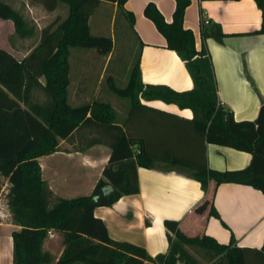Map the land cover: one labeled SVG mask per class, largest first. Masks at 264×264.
I'll use <instances>...</instances> for the list:
<instances>
[{
	"label": "trees",
	"instance_id": "trees-1",
	"mask_svg": "<svg viewBox=\"0 0 264 264\" xmlns=\"http://www.w3.org/2000/svg\"><path fill=\"white\" fill-rule=\"evenodd\" d=\"M102 1L117 3L133 30L135 15L125 9L128 0H32L48 10H55L62 2L68 14L56 27H45L39 43L23 59L0 47V192L7 179L10 217L21 227L12 232L13 264H203L192 250L205 256L210 264H264V242L255 249L237 246L234 236L230 243H220L208 234L189 235L180 229L178 221L170 219L165 220L168 250L152 257L142 246L111 238L104 221L95 216L97 207L113 206L121 197L140 192L138 167L153 168L157 160L178 166L190 164L176 152H152L144 137L132 133L130 123L111 100L93 98L77 105L70 102L71 49H95L105 57L114 50L110 35L91 30L90 17ZM255 1L263 13L257 32L264 33V0ZM175 2L170 22L154 2L145 6L144 13L165 36L167 47L185 62L194 87L177 91L163 84H146L140 65V42V52L128 77H117L122 73L115 67L107 78V89L114 97L130 102L132 109L143 106L141 98L190 108L193 118L183 120L192 124L204 144L230 146L252 154L251 163L240 169L210 168L205 151L201 163L191 164L192 176L205 192L214 184L212 197L197 206L196 212L208 210L209 216L220 218L215 195L221 184L250 185L264 193V102L256 119L240 121L220 104L209 49L205 44L198 49L193 30L185 26L191 0ZM0 18L12 20L22 38L36 33V26L6 0H0ZM225 35L216 26L203 32L204 37L218 39ZM62 140L81 149L97 143L112 149L103 176L91 194L61 198L43 179L39 157L61 150ZM52 230L63 238L64 249L58 259L44 249Z\"/></svg>",
	"mask_w": 264,
	"mask_h": 264
},
{
	"label": "crops",
	"instance_id": "crops-1",
	"mask_svg": "<svg viewBox=\"0 0 264 264\" xmlns=\"http://www.w3.org/2000/svg\"><path fill=\"white\" fill-rule=\"evenodd\" d=\"M149 2H154L169 22L176 7L175 0H128L125 4V9L135 15L133 31L142 45V79L146 84H163L177 91L191 90L194 81L185 62L175 50L167 47L165 36L144 13ZM111 6L114 12H120L117 3L102 1L95 13ZM94 14L90 17L91 27ZM122 17L127 25L126 17L123 14ZM203 18H208L210 23L203 25ZM262 21L263 13L255 0H191L185 13V26L193 30L197 48L205 44L211 54L219 101L239 121L256 119L264 102V33L257 32ZM102 22L100 14L97 25ZM211 26L226 35L222 39L204 37L203 32ZM33 47L26 49L25 54L17 49V56L12 49L7 50L23 59ZM94 53L104 57L106 62L113 56V53L106 57ZM87 67L83 59H78L77 70L82 77L74 98L81 102H85L86 92L92 87L91 78L86 76ZM69 98H72L71 92ZM111 103L130 123L132 133L148 141L152 152H176L190 162L178 166L157 160L153 168L138 167L139 193L125 195L113 206L95 209V216L104 221L111 238L142 246L155 257L168 250L165 220L170 219L178 221L180 229L192 236L208 234L225 244L234 236L239 247H262L264 193L250 185L224 183L215 195L220 218L209 216L208 210L198 213L197 206L212 197L214 184L205 192L201 183L193 178L190 167L192 163L202 162L201 153L205 151L210 168L240 169L251 163V153L225 145L204 144L192 124L183 120L193 118L190 108L183 109L159 99L141 98L143 106L134 109L130 102L118 98ZM111 152L109 146L100 143L81 149L62 140L61 150L39 157L43 179L58 197L71 199L89 195L103 176ZM20 228L12 220L0 221V264H13L12 232ZM51 232L44 249L58 259L64 249L63 238L60 232ZM58 245L61 250L57 254Z\"/></svg>",
	"mask_w": 264,
	"mask_h": 264
},
{
	"label": "rangeland",
	"instance_id": "rangeland-1",
	"mask_svg": "<svg viewBox=\"0 0 264 264\" xmlns=\"http://www.w3.org/2000/svg\"><path fill=\"white\" fill-rule=\"evenodd\" d=\"M6 2L22 13L26 21L34 24L37 28L34 36L22 38L15 32V25L12 20L0 18V47L12 49L16 56L17 49L20 53L25 54V51L27 52L26 49L39 43L41 32L45 27H56V25L68 14V7L62 2H59L55 10H48L42 4L33 3L32 0H6ZM98 12L99 11H97L94 14V17H92L91 30L96 34L110 35L114 39L113 59L110 61V58L109 62H106L104 57H100L94 53L96 52L95 49L80 47H74L71 49L70 61L72 85L70 86V92L72 98L70 102L72 104L80 103L82 101L74 98L77 84L82 77L81 72L77 70L78 59L84 60L85 66H88L86 76L91 78L90 83L92 87L86 92L85 101L93 98H107L112 101V99H117L118 97H114L116 95L111 92L109 93L107 89L108 76L111 73H114L115 67H119L122 74H116V76L120 77L125 75L123 77H128L130 67L136 60L141 49L139 39L129 24L124 25V17L121 16L122 14L120 12H114L112 6L100 9V12ZM100 14L103 18V22L102 25H97V19L100 17ZM21 49H24V51ZM78 56L80 58H78ZM19 57L21 58L22 55L19 54ZM106 68L107 71H105ZM11 220L12 218L9 217L4 221ZM49 236H51L50 233ZM60 250V245H58L55 252L58 254ZM192 253L196 255L203 264H210L206 257L201 253L194 250H192Z\"/></svg>",
	"mask_w": 264,
	"mask_h": 264
},
{
	"label": "built area",
	"instance_id": "built-area-1",
	"mask_svg": "<svg viewBox=\"0 0 264 264\" xmlns=\"http://www.w3.org/2000/svg\"><path fill=\"white\" fill-rule=\"evenodd\" d=\"M210 20L208 18H203L202 24L206 25L209 24ZM221 105H223V102H220ZM9 181L7 179H5L2 188H1V192H0V221H4L7 218H9L11 216L10 214V210L7 204V194L9 191ZM50 234H52L51 231H49ZM152 264H165L162 262H154ZM175 264H181L180 262H177Z\"/></svg>",
	"mask_w": 264,
	"mask_h": 264
}]
</instances>
